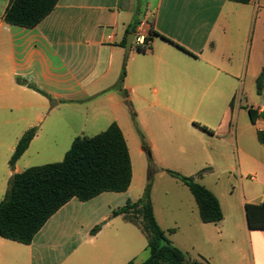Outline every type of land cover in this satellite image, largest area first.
Instances as JSON below:
<instances>
[{
	"label": "crops",
	"instance_id": "crops-1",
	"mask_svg": "<svg viewBox=\"0 0 264 264\" xmlns=\"http://www.w3.org/2000/svg\"><path fill=\"white\" fill-rule=\"evenodd\" d=\"M9 2L0 0V201L14 175L25 171L21 164L27 158H41L45 165L64 160L77 137L95 136L113 123L128 144L133 181L124 193L106 192L87 202L73 198L30 245L0 237V264L143 263L136 260L148 245L145 233L114 212L142 198L133 191V152L143 155L147 138L158 150L159 141L167 140L165 122L189 121L185 103L194 104V118L203 114L189 132L198 142L224 137L232 142L245 215L243 223L217 185L203 184L218 198L224 220L201 221L199 231L214 246L224 237L233 241L243 226L253 264H264V231L251 230L246 215L247 204L264 202V144L258 138L264 118L253 121L249 113L251 108L258 115L264 112V84L261 90L257 86L264 67V0H60L32 29L4 21ZM151 31L160 34L151 40V49L142 53L133 46L126 60L128 36L147 38ZM218 103L225 107L216 123ZM243 113L249 114L250 126L239 124ZM30 130L36 133L28 149L11 167L18 142ZM207 155L221 157L212 150ZM156 159L165 160L158 154ZM243 175L259 178L261 192L246 189ZM153 204L160 227L176 234V227L165 229ZM225 208L235 217L227 235Z\"/></svg>",
	"mask_w": 264,
	"mask_h": 264
},
{
	"label": "trees",
	"instance_id": "trees-1",
	"mask_svg": "<svg viewBox=\"0 0 264 264\" xmlns=\"http://www.w3.org/2000/svg\"><path fill=\"white\" fill-rule=\"evenodd\" d=\"M60 0H10L4 14L7 24L28 29L37 27L56 8ZM247 4L251 0H230ZM160 34L151 31L146 38V46L151 49V40ZM127 40L125 41V43ZM173 45L181 48L174 42ZM182 49V48H181ZM139 52H147L140 49ZM125 77L123 72L121 81ZM264 84V67L257 80L258 89ZM251 119L264 118L249 109ZM203 130L209 132L205 126ZM36 130L28 131L18 142L10 159V166L21 159L28 149ZM259 141L264 144V131H258ZM192 193L199 209L200 219L205 224H218L224 214L218 198L194 177H185L168 170ZM14 184L0 201V237L30 245L48 220L70 200L90 201L106 193L127 192L133 181V167L130 150L124 134L117 123L95 136L77 137L60 163L32 167L15 174ZM124 215L138 226L148 240L149 258L141 264H202L191 261L188 256L168 239L160 227L154 212L149 186L144 196L137 202L128 201L126 206L114 212V216ZM248 226L254 231H264V202L247 204ZM97 226L92 234L100 231ZM175 230H170L174 233Z\"/></svg>",
	"mask_w": 264,
	"mask_h": 264
},
{
	"label": "rangeland",
	"instance_id": "rangeland-1",
	"mask_svg": "<svg viewBox=\"0 0 264 264\" xmlns=\"http://www.w3.org/2000/svg\"><path fill=\"white\" fill-rule=\"evenodd\" d=\"M248 80L249 77L247 78V83ZM240 81H243V79ZM242 105H246L245 97ZM193 106V103L184 104V110L189 113V121L178 120L177 123H173V120H170L163 124L167 140L165 143L159 141L158 150L152 149V145L147 138L146 142L149 149L143 155L133 152L135 171L133 191L135 195H142L141 197H143L147 188L151 187L152 203L155 201L157 213L159 217L163 218V226L165 229H167L166 227L177 228L176 234H170L165 230L168 239L173 245L181 247L180 249L187 253L189 259L199 261L202 264H253L254 258L251 243L244 234L243 226L234 232L235 239L233 241L224 237L218 240L214 246L209 245L201 230L199 231V226L202 222L192 193L185 184L167 172L171 170L185 177H194L198 183L204 184L208 188H213L217 185L221 190L220 193H223L226 198L233 201L236 211L241 214L242 219L240 221L245 222L243 208L240 206L242 193L239 183L240 175L237 171V152L234 150L232 142H228V137L214 139L211 144H208L198 142L194 134H189L191 130H195L194 125L198 124V120L203 117L202 112H199L197 117L194 118ZM224 107V104L218 103L216 123L219 121ZM243 116L239 120V124L244 127L250 126L251 119L249 114L243 113ZM221 147L222 149L218 151L217 149ZM211 150L217 154L220 152V159L211 158V156L207 155V152ZM157 154L165 158L164 162L157 161ZM27 160L29 162L24 161L21 164L25 170L45 165L43 164L44 160L41 158H27ZM62 161L63 158L62 160L57 158L55 163ZM232 167H235L236 170L235 168L232 169ZM243 178V184L246 189L253 188L255 192H261L259 178L254 181H251L245 175H243ZM225 214L227 219L224 225L226 226L224 234L227 235L229 232H233L232 223L235 217L228 208H225ZM175 223H178V225L176 226ZM196 232H199V240L196 237ZM215 234H219V230L215 229ZM146 247L147 242L139 254L137 262H144L149 258L150 254Z\"/></svg>",
	"mask_w": 264,
	"mask_h": 264
},
{
	"label": "built area",
	"instance_id": "built-area-1",
	"mask_svg": "<svg viewBox=\"0 0 264 264\" xmlns=\"http://www.w3.org/2000/svg\"><path fill=\"white\" fill-rule=\"evenodd\" d=\"M134 48L139 51L140 49H145L146 51L149 50V46H146V38L143 35H137L133 42Z\"/></svg>",
	"mask_w": 264,
	"mask_h": 264
},
{
	"label": "water",
	"instance_id": "water-1",
	"mask_svg": "<svg viewBox=\"0 0 264 264\" xmlns=\"http://www.w3.org/2000/svg\"><path fill=\"white\" fill-rule=\"evenodd\" d=\"M134 39H135V35L134 34H130L127 38V42H126V47H125V59L127 60L130 53H131V50H132V47H133V42H134ZM14 184V181L11 182V185Z\"/></svg>",
	"mask_w": 264,
	"mask_h": 264
}]
</instances>
